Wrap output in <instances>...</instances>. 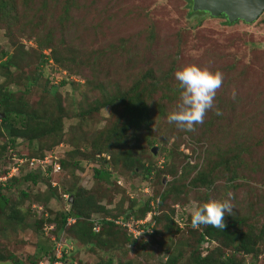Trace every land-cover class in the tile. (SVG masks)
I'll use <instances>...</instances> for the list:
<instances>
[{"label":"rangeland","instance_id":"1","mask_svg":"<svg viewBox=\"0 0 264 264\" xmlns=\"http://www.w3.org/2000/svg\"><path fill=\"white\" fill-rule=\"evenodd\" d=\"M49 1L48 26L22 34L17 29L13 34H7L0 26V53L14 54L20 69L10 67L9 78L3 77L2 73L6 70H1L0 89L7 86V90L13 93L23 91L24 75L33 78L40 72L36 83L26 94V100L35 109L38 118L47 109L55 117L62 115L61 129L57 127L53 131L55 134L60 132L58 140L53 136H42L29 146L26 138H19L13 148L6 133L0 131V186L8 185L2 193L10 200L5 214L0 215V264H16L17 261L21 264L44 263L45 255L39 261L35 255L40 248L49 250L52 239L58 235L70 241V258L64 264L165 262L166 247H169V252L173 248L167 246L165 241L163 248L148 245L141 249L119 235L123 246L119 243L113 247L93 249L89 245L83 246L67 234L65 227L62 231L52 232L56 227L46 220L49 219L51 223L54 219L59 220V214L69 210L71 206L68 205V197L63 195V191L68 188L72 192L80 188L86 195L93 194L98 204L109 211L108 215L92 213L90 221L115 218L118 204L122 203L123 210H126L129 200L136 201L135 207L139 209L145 200L150 199V213L154 215L155 211L157 215L156 211L162 209L161 196L168 194L163 209H174V223L180 229L178 233H170L171 242L185 241L175 264L186 263L191 251L190 243H194V239L187 233V228L191 227L190 209L194 206L213 200L223 202L229 199L228 194L231 193L233 213L245 216L251 224L257 221V227L260 226L264 221V187L258 186H264V169L253 173L249 180L245 179V184L253 182L252 187L242 186L241 180H238L236 183L241 184L239 189H228L227 181H216L214 188L207 192L206 200V191L201 187L180 192L175 181L188 183L208 166V151L217 159V155L226 153L235 143H241L248 151L251 150L252 159H264V145H256L264 136V14L251 24L238 21L228 26L222 18L204 17L198 23L199 18L189 14L187 0H76L77 8H71L68 15H63L64 0ZM47 38L50 42L45 44ZM53 49L66 59L63 65L50 59ZM65 50L72 53L75 51L77 58L74 62ZM41 55L48 58L46 63H43ZM172 60L176 61L179 69L195 64L223 73V85L217 91L214 101V107L220 108L223 115H215L214 109L208 111V116L214 115V122L208 126L197 125L196 131L191 134L179 130L164 116L161 124L151 127L152 132L149 134L152 135L150 140L155 141L154 145L148 146V140L143 139L146 134L144 130L137 136L139 140L133 139L125 145V149H129L140 160L134 165V173L114 164L113 156L116 152H122L120 148H115L114 153L92 151V138L97 141V136L121 118V107L101 108L82 121L77 115L87 107L86 99H82L81 94L87 92L89 101L102 100L106 93H114L112 83L121 85L140 68L166 70ZM62 80L66 84L61 86ZM98 83L104 85L102 93L92 89ZM50 89H55L56 94L48 95L44 92ZM256 89L259 95L255 93ZM233 90L236 92L235 99L232 98ZM179 102L171 104L168 114ZM58 107L60 111H57ZM38 130V134L45 131L43 126ZM72 137L77 138L71 141ZM163 138H168L166 145L162 142ZM102 139H99V143L109 144L104 141V137ZM153 147L156 148L155 154L151 153ZM164 147L166 150H162ZM169 152L172 157L166 160L165 156ZM20 158L23 160L20 168H24L22 174H39L35 184L31 177L14 182L9 180L10 168L14 167V160ZM31 159H35L32 168L28 167ZM244 160L249 162L246 157ZM60 161H65L64 168ZM153 163L162 172L146 177L145 168ZM183 166L192 167L193 170L186 181L179 178ZM94 169L107 170L109 175L97 179L94 177ZM4 171H7L6 174ZM50 179V185L58 183L60 186L58 199L52 198L45 202L43 198L42 202L37 201L36 195L47 190ZM21 191L28 193L29 197H21ZM12 205L24 217L20 226L7 219ZM181 214L184 215L180 218ZM43 220V224H35ZM74 221H68L67 228ZM153 221L155 228L157 222ZM193 229L199 232L201 226ZM215 245L210 242L208 246ZM241 257L244 264H264V244L256 259H252L251 255Z\"/></svg>","mask_w":264,"mask_h":264},{"label":"trees","instance_id":"2","mask_svg":"<svg viewBox=\"0 0 264 264\" xmlns=\"http://www.w3.org/2000/svg\"><path fill=\"white\" fill-rule=\"evenodd\" d=\"M187 1L189 14L198 17V23H200L204 17L215 18L205 12H194L192 10L191 0ZM49 2V0H0V26L4 28L7 34H13L16 29L22 34L29 30L31 31L33 29L41 28V26L44 28L49 24V15L47 13ZM77 6L76 0H64L62 3L63 15H68L70 9L77 8ZM219 18L224 19V23L228 26L234 24L229 23L224 16ZM48 37L50 38V36ZM49 38H47L45 44L50 42ZM46 46L48 47V45ZM49 48L51 47L49 46ZM110 48H112V45ZM65 51L69 53V58L73 59L74 62V59L77 58L75 51L73 50V53L68 50ZM40 57L44 59L43 63L47 62V57L42 55ZM3 58H5V60L0 61V71H4L5 69L6 71L2 73L3 77L9 78L10 74L8 72L10 67L18 68L16 56L14 54L8 55V53H0V60ZM50 59H53L56 64L63 65V60L65 58L63 59L53 49ZM18 70L20 71L19 68ZM177 70H179V67L176 65L175 60L171 61L170 66L166 70L160 68L153 69L151 67L145 70H142L141 68L137 69V72L132 73L122 82L121 85L112 83L111 87L113 88L114 93L111 95L106 93L102 100L94 99L89 101L87 92L82 93L81 98L86 99L87 102H85L87 109H83L77 115L81 117L82 121H84L85 118H89V115H91L92 112H98L101 108L111 107L115 109L118 106L121 107V118L116 120L112 127L97 136V141L94 140V137L92 138L90 142L92 151L94 149L95 152L114 153L115 148H120L122 152H116V155L113 156L114 164H119L123 168L129 169L134 173V165H137L140 160L138 156L134 157L129 149H125V145L131 143L130 141L133 139L139 140L138 137L143 130L146 131L143 139L148 140V146L155 144L154 139L153 141L150 140L152 136L149 134L152 132L150 131L152 130L151 127L161 124L163 117H167L171 104L178 100L180 101L181 90L178 86L179 82L175 80L173 83L175 78L174 73ZM2 74L0 73V76ZM39 74L41 73L37 72V76L33 78L24 75L23 80L25 81V88L23 91L13 93L7 90V86H3L2 89H0V114L4 115L0 118V131L6 133L9 144L13 148L19 138H26L29 146H32L34 140L39 139L42 136H53L55 140L60 138V132L55 134L53 131L54 128L57 127L58 129H61L62 115L60 114L59 116L57 115L58 117H55L54 113L50 109H47L43 112V115L38 118L35 109L31 106L29 101L26 100V94L29 92L31 86L36 83ZM243 76L244 73L242 77ZM64 84H66V81L62 80L60 85L62 86ZM103 86L104 85L98 83L93 85L92 89L93 91L100 90L102 93ZM44 92L48 95L56 94L55 89H50V91L44 90ZM255 93L259 95L257 89L255 90ZM79 106L81 107V104H79ZM57 111H60L59 107L57 108ZM214 118L213 114L210 116L206 114L203 122V124H205L204 126L212 124ZM121 119L123 121H121ZM41 126H43L45 131L38 134L37 131H39L38 129ZM187 133L191 134L192 132ZM103 137L104 141L109 144L99 143V139L103 140ZM76 138L77 137H72L70 139L71 141H74ZM162 142L166 145V143H168V138H163ZM171 145L173 147V144ZM256 145H264V136L256 142ZM162 150H166L165 147L162 148ZM171 152L168 153L169 156H165L166 160L172 157L170 155L172 154ZM244 157L248 158L249 162H245ZM252 158L251 150L248 151L247 147H244L241 143H235V145L229 148L226 153L221 152V154L217 155V159H215L213 154L208 151L206 159V164H208V166L198 172L188 183L181 182V184L177 183L176 180L175 183L178 188L177 190L181 192L183 190L188 191L187 189L201 187L206 191V200L208 196L207 192L214 188L213 185L218 180L227 181L226 188L228 189H239L241 184L242 186L250 185L252 187L253 182L252 184H245V179L249 180L252 178L253 173L261 172L264 169V159L261 158L255 160ZM102 160L105 162L104 159ZM15 165L16 162L14 161L13 166ZM32 165L33 164H31L30 160L28 167L32 168ZM60 165L64 168L66 165L65 161H60ZM21 166L22 164L19 166L17 173L15 174L16 176L10 177L9 180L14 182L31 177L33 184H35L39 178V174L31 172L22 174L24 168L20 169ZM141 168L143 169L144 167L142 166ZM182 168L184 170L181 171L179 178L181 181H186L189 178L190 172L193 170L192 167L188 168L183 166ZM6 172L7 171H4L3 173L6 174ZM46 172H48V169H46ZM145 172V176L150 177L151 175H158L162 171L157 169L156 165L153 163V165L145 168ZM170 172H172V169H170ZM103 175H109L108 171L94 169L95 178L100 179ZM238 180H241V184L236 183ZM50 181L51 179L49 180V183L47 182V190L36 195L35 198L37 201L42 202L43 198V201L45 202L52 198L58 199L57 192H59L60 186L56 183V185H53L55 187H53L50 185L52 182ZM6 187L8 188V185L0 186V215H4L6 207L10 205L9 198L2 193V190L6 189ZM217 188H222V186ZM20 194L21 197H29V194L24 191H21ZM63 195H65L66 198L68 197V205L71 207L69 210L62 211L59 214V220L54 219L52 223L49 219L46 220L47 222H50L49 224L55 225L56 229H53L52 232H55V230L62 231L65 227L64 229L67 234L73 236L83 246L89 245L93 249H102L107 246L113 247L119 243L123 246L119 235H121L123 240L130 241V243L140 246L141 249H144L148 245H157V247L163 248L165 245L163 241H165L167 246H172L173 248L169 252V247H166L164 251L166 260L163 264H175L180 256V247L185 241L179 240L176 243L171 242L172 237L170 236V233H178L180 232V229H178L177 225L174 223V209L172 207H165V209H163V203L168 194H163L161 196L160 206L162 209L156 211L157 215H155V211H153L154 215L151 216L147 223V227H150V223H154L153 220H155V222H157L156 227L154 228L153 226L150 233L143 234L140 238H133L132 235L129 233L127 234V231L121 226L107 222L104 219L90 221L89 216L92 213L97 212L103 213L104 215L109 214V211L104 206L98 204V201H96L93 194L86 195L80 188L77 191L72 192L68 188L63 191ZM149 200L150 199L145 200L144 204L139 209L135 207L136 201L133 200L128 201V207L126 210H123L122 203L118 204L115 209L116 217L123 215L126 220L129 219V216L136 220L143 219L149 212H151ZM183 215L184 214H181L179 217L181 218ZM70 218H73L75 223L67 228V220ZM7 219L9 221H14L13 223L18 226L22 225L24 221L22 213L15 210L13 205L10 206ZM189 220L191 221V217H189ZM44 222L45 221L43 220V222L40 221V224L38 222H35V224L39 226ZM256 222L251 224L249 219H246L245 216H239L234 213L229 215L226 213L224 217V223L226 226L223 230L203 225L199 232L195 231L192 226L187 228V233L192 239H194V243H190L191 251L185 264H244L241 256L245 255H251L252 259H256L257 256H259L260 247L264 244V221L258 227ZM97 225L99 226V230L95 231L93 228ZM195 234H197V236ZM158 238H160V241ZM65 242L66 244H70V241L67 238L65 239ZM210 242H214L216 245L210 247L208 246ZM52 247L54 248L53 241L49 250L46 248H40L35 255L37 260L39 258L42 259L45 255L44 262L47 260L52 262ZM69 253L70 251L64 255V263L70 258ZM18 262L19 261H17L16 264H21Z\"/></svg>","mask_w":264,"mask_h":264},{"label":"clouds","instance_id":"3","mask_svg":"<svg viewBox=\"0 0 264 264\" xmlns=\"http://www.w3.org/2000/svg\"><path fill=\"white\" fill-rule=\"evenodd\" d=\"M174 76L179 82L178 86L181 90L180 102L168 114L167 120L169 123H174L179 130L186 133L195 132L196 126L203 124L208 111L214 109L215 115H223L220 108L214 107L216 93L222 87L224 80V75L221 71L213 72L208 68L190 64L175 71ZM235 97L236 92L233 90L232 98L235 99ZM14 161L16 162V160ZM231 195L229 193V199L223 202L213 200L192 207L190 209L191 226L199 228L203 225L223 230L226 226L224 223L225 214H233L234 206L231 203ZM148 214L151 213L149 212Z\"/></svg>","mask_w":264,"mask_h":264},{"label":"water","instance_id":"4","mask_svg":"<svg viewBox=\"0 0 264 264\" xmlns=\"http://www.w3.org/2000/svg\"><path fill=\"white\" fill-rule=\"evenodd\" d=\"M194 12H205L212 17H226L229 23L242 21L251 24L264 13V0H191ZM4 115L0 114V118ZM156 153V148H152Z\"/></svg>","mask_w":264,"mask_h":264},{"label":"built area","instance_id":"5","mask_svg":"<svg viewBox=\"0 0 264 264\" xmlns=\"http://www.w3.org/2000/svg\"><path fill=\"white\" fill-rule=\"evenodd\" d=\"M35 159H31V164H33ZM23 160L18 159L16 160V165L12 167L10 170L11 172L8 174V177L10 178L12 175H15L17 173V170L19 166L22 163ZM45 168V167H44ZM47 169V168H46ZM46 171V170H45ZM152 214H148L141 220L134 221L132 217H128L129 219L126 220L125 217L118 216L113 219H105L108 222H112L113 224L119 225L122 228H124L130 235H132L133 238H139L143 234L149 233L148 230L153 227L154 223H150V227H147V223L149 222V219L151 218ZM100 220V219H95ZM68 221H71V219H68ZM51 229V228H50ZM95 231L99 230L98 225L94 228ZM151 232V230H150ZM54 243L53 248V261H46L44 263L40 264H64L63 257L65 254L68 253L70 248H68V244H66L64 236L58 235L57 237H54L52 239Z\"/></svg>","mask_w":264,"mask_h":264}]
</instances>
